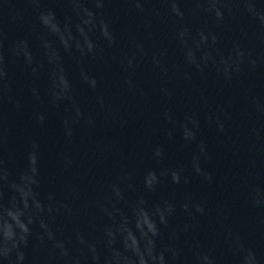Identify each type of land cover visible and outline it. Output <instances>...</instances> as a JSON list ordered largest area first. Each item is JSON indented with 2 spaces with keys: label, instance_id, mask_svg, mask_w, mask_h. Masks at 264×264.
Segmentation results:
<instances>
[{
  "label": "water",
  "instance_id": "obj_1",
  "mask_svg": "<svg viewBox=\"0 0 264 264\" xmlns=\"http://www.w3.org/2000/svg\"><path fill=\"white\" fill-rule=\"evenodd\" d=\"M262 17L264 0H0V88L137 104L264 154Z\"/></svg>",
  "mask_w": 264,
  "mask_h": 264
},
{
  "label": "clouds",
  "instance_id": "obj_2",
  "mask_svg": "<svg viewBox=\"0 0 264 264\" xmlns=\"http://www.w3.org/2000/svg\"><path fill=\"white\" fill-rule=\"evenodd\" d=\"M173 9L176 10L175 5H173ZM177 14H179L178 11H177ZM216 15H217V17H219V16L221 15V13L217 10ZM261 19L264 20V17H262ZM0 75H2V73H0ZM61 83H62V84H65V82H64L63 80H61ZM91 83H92L93 86H95V81H91ZM65 87H66V84H65ZM42 119H43V117H41V120H42ZM185 138H186V139H190V138H192V133H191V132H188L187 130H185ZM202 150H203V149H202ZM30 161H31V164L33 165L31 171H32L33 174H35V172H36V168H35V164H36V156H35L34 153L31 155V157H30ZM197 171H199V168H197ZM197 211H202V209L197 208ZM24 231L26 232L27 229H24ZM5 236H6L7 240H8V242H9V241H12V242H13V243H12V246L15 247V246H16V244H15V239H14L15 234H14L13 232H11V231H7V232H5ZM20 239L23 240L24 238L21 237ZM7 251H9V248L7 249ZM20 259H23V257L21 256ZM204 260H205L206 264H211V261H209L207 257H204ZM246 264H255V259H254V257H252L251 255H249V256L246 258Z\"/></svg>",
  "mask_w": 264,
  "mask_h": 264
}]
</instances>
